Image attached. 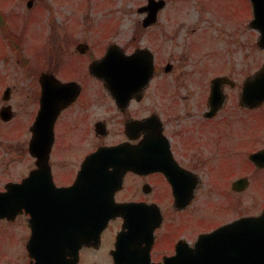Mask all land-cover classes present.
Listing matches in <instances>:
<instances>
[{"label":"flooded vegetation","instance_id":"1","mask_svg":"<svg viewBox=\"0 0 264 264\" xmlns=\"http://www.w3.org/2000/svg\"><path fill=\"white\" fill-rule=\"evenodd\" d=\"M247 1L218 61L192 37L191 72L162 35L29 50L0 3V264H264V3ZM108 51L110 84L92 71ZM102 193L142 209L100 234Z\"/></svg>","mask_w":264,"mask_h":264},{"label":"rangeland","instance_id":"2","mask_svg":"<svg viewBox=\"0 0 264 264\" xmlns=\"http://www.w3.org/2000/svg\"><path fill=\"white\" fill-rule=\"evenodd\" d=\"M14 15L24 14L21 20L19 36L26 38V48L33 49L30 37L36 38V50L47 49V38L69 37L89 40L127 42L130 37H175L169 45L175 44L176 49H165L162 56L170 58V53L175 54L174 59L185 57L184 61L177 63L181 71L191 72L190 68H183L187 63L199 61L193 49L186 54V47L191 45L192 37L203 40L202 50L207 52L213 61H218L222 31L225 32L228 24L245 27L248 24L251 7L247 0H168V11L157 26L145 29L142 25L144 18L138 12L139 7L145 5L147 0H49L54 9L45 11L41 9L44 0H37L32 9L27 8L28 0H6ZM14 1V2H13ZM46 1V0H45ZM210 14L205 24L204 12ZM4 0H0L3 3ZM191 3V4H190ZM3 8L7 7L2 4ZM49 10V11H48ZM38 13V14H37ZM240 13V14H239ZM36 14V15H35ZM16 19V18H15ZM45 25V27H44ZM32 29V33H31ZM27 32L28 36L25 35ZM223 36V35H222ZM62 39L53 43L61 45ZM53 47V48H54ZM8 43L0 37V59L9 56ZM6 67L0 62V81L4 78ZM213 72H220L219 67L213 66Z\"/></svg>","mask_w":264,"mask_h":264},{"label":"water","instance_id":"3","mask_svg":"<svg viewBox=\"0 0 264 264\" xmlns=\"http://www.w3.org/2000/svg\"><path fill=\"white\" fill-rule=\"evenodd\" d=\"M264 2V0H254V4H256V7L258 9V7ZM165 5L164 1H160V2H155V1H150V5L146 8H144L143 10H150V16L148 17V19L145 22V26H148L154 22H156L157 20V15H158V11L163 8ZM142 10V11H143ZM263 37H264V31H263ZM110 55L106 58V61H108ZM105 61V62H106ZM46 161L45 158V154H44V159L43 162ZM102 214L100 216H98L97 218L100 219L101 218V228H100V232H102V230L106 227V225L108 224V222L115 216L122 214L125 210H129V209H136V207H133L129 204H116L114 202L111 201H102L101 202V207H100Z\"/></svg>","mask_w":264,"mask_h":264}]
</instances>
